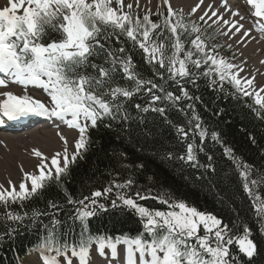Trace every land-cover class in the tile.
<instances>
[{"label": "snow or ice", "instance_id": "1", "mask_svg": "<svg viewBox=\"0 0 264 264\" xmlns=\"http://www.w3.org/2000/svg\"><path fill=\"white\" fill-rule=\"evenodd\" d=\"M164 3L169 6L163 26L154 23L149 14H145L142 20L138 16L134 18L131 4L127 5L129 12H124L123 0H115V8L112 7L113 0H8V5L0 8V76L4 77L0 78V86L6 87L7 80L25 87L37 86L48 93L51 105L49 107L27 93L16 95L3 92L0 93L4 97L0 100V116L7 120H18L30 115H50L79 131V138L75 142L76 151L69 156L67 147L64 149L63 166L60 153L51 158L49 166L48 158L39 150H34V154L41 157V163L38 175L25 174V179L31 182V188L24 182L19 185V191L11 182V190L0 186V205L7 207L9 203L23 202L35 196L45 187V182L53 178V169L59 182L60 177L67 173L69 165L75 163L80 151L86 149L89 128L97 127L98 121L103 122L106 116L116 119L122 110L121 97L131 100L136 93L146 88L152 94L151 103L148 107L136 104L135 108L142 109L143 112L151 110L164 116L165 108L152 107V104L162 100L152 90L163 92V98L174 105L182 98L198 99L192 97L183 86L185 81L195 84L198 76H218L221 83L227 79L238 90L243 91L245 96L253 95L243 89L238 73L232 72L237 66L222 57L217 58L213 54L214 48L208 50L200 35L187 41L191 47H186L182 32L190 35L199 33L200 30L193 24L189 33L182 18L173 22L171 17L176 13L169 0H164ZM248 4L255 6L254 16L259 18L257 30L264 32V23H260V20H264V0H248ZM195 11L194 8L193 12ZM212 15L216 16L217 13L212 12ZM232 15L238 16L239 12H233ZM231 27L239 32L243 25L237 27L236 23H232ZM157 29L160 31H156ZM51 33H58L59 38H51ZM119 34H126L143 50L147 63L156 69L155 74L161 80H165L167 73V80L178 85L182 95L166 91L151 79L145 80L135 71L131 56L123 55L126 52L123 47L115 51L106 47L107 41L113 35L118 38ZM244 35L247 36L248 32L245 31ZM46 37L51 42L46 43ZM102 55L103 63L98 64L91 60L92 57L100 58ZM89 68L93 71L89 72ZM202 68L203 71H200ZM119 72L133 82L132 87L125 88L116 81ZM211 83L215 85L216 79L213 78ZM243 83L251 87L253 80L247 79ZM261 92H264V88L255 92V103L264 108V96H261ZM127 118L125 113L123 119ZM194 127L200 129L201 138L206 136L199 123ZM178 131L187 137L184 128H179ZM61 139L67 145L63 136ZM212 139L219 141V136L213 133ZM224 151L238 170L244 191L254 198L257 216L264 217V200L253 192V187L264 181V177L260 181L250 179L249 165L235 157L230 147H225ZM186 159L190 162L196 160L192 144L187 145ZM132 184L131 179L125 183H113L102 191H91L81 199L65 194L66 203L73 205L66 219L80 223L78 243H70L68 240L75 231L72 224H68L65 231L59 230L62 221L56 217L63 210L62 205L49 201L48 209L51 211L34 210L31 220L33 223H40L46 235H41L36 246L42 256L38 255L31 264H59L62 256L65 257L64 264H73V259L77 260V264H89L93 242L98 245L100 256H105L106 247L110 249L113 264H238L236 255L230 249L232 245L238 247L239 253L246 256L250 264H254L252 258L257 255V243L250 238L251 231L246 226L242 234L235 235L233 229L223 224L215 215L198 211L184 202L170 203L167 199H161L160 202L168 205L171 210L150 211L141 206L137 199L117 192L116 199L111 201V208L124 206L134 210L143 222V231L135 237L125 234L117 236L115 240L111 237L105 239L103 236L85 237L89 232L88 220L109 210L99 198H106L114 188L123 189ZM136 197L148 198L140 195L139 191ZM4 215L6 220L12 222L24 219L10 211ZM41 216L52 218L49 223H44L39 220ZM201 226L205 233L202 236L199 235ZM15 231L6 228L4 235L11 238ZM261 231L264 232V228ZM120 244L125 245L123 259L118 252Z\"/></svg>", "mask_w": 264, "mask_h": 264}, {"label": "trees", "instance_id": "2", "mask_svg": "<svg viewBox=\"0 0 264 264\" xmlns=\"http://www.w3.org/2000/svg\"><path fill=\"white\" fill-rule=\"evenodd\" d=\"M131 13L134 18L138 16L141 20L145 15L136 14L133 9ZM165 17L167 14L164 11L150 15L151 20L161 26ZM181 18L189 33L193 24L199 28L204 39L209 41L206 43L207 49L212 50L218 36L206 27L202 28L201 23L189 21L186 16ZM171 20L175 22L177 17L173 16ZM165 34L170 35L167 32ZM195 35L197 33L189 35L182 32L186 47H191L187 41ZM51 38L58 39L59 34L51 33ZM45 42H51V39L46 37ZM106 47H111L113 51L123 47L126 50L123 55L131 56L135 71L145 80L151 79L166 91L182 95L179 86L167 80V73L165 80L155 74L156 69L147 63L143 50L126 34H119L118 38L113 35ZM216 52L214 48L213 54L216 55ZM91 60L103 63V55L100 58L92 57ZM88 71L93 70L89 68ZM213 78L217 81L215 85L211 83ZM116 81L125 88L133 86V82L126 79L122 72L116 75ZM183 86L192 97L198 99L182 98L174 105L163 98V92L152 90L162 97L152 107L165 108L164 116L151 110L143 112L135 108L136 104L148 107L151 103L152 94L146 88L136 93L131 100L121 97L122 110L116 119L106 116L103 122L98 121L97 127L89 128L86 149L80 151L75 163L69 165L67 173L60 177L59 182L52 178L30 199L9 203L7 207L0 205V264H18L17 258H23L29 248L37 246L41 235H46L42 225L31 220L34 210L51 211L48 209L49 201L62 205L63 210L56 217L62 221L59 230L65 231L67 225L72 224L75 231L68 240L78 243L80 223L66 219L73 205L66 203L65 194L81 199L91 191H102L110 184L125 183L128 179L133 181L130 187L114 188L106 198H99L109 210L88 220L89 232L85 237L93 235L113 239L125 234L135 237L143 231V222L134 210L124 206L111 208V201L116 199L117 192L137 199L141 206L150 211L171 210L160 202L161 199H167L170 203L184 202L198 211L215 215L232 228L235 235L242 234L246 226L251 231L250 238L257 243L258 252L252 261L254 264H264V232L261 231L264 217L257 216L254 198L244 191L239 172L224 151L225 147H230L235 157L249 165L250 179L260 181L264 177V108L255 105L249 96L236 93L233 84L227 79L221 83L218 76H198L195 84L185 81ZM189 105L192 107L189 108ZM125 113L127 119H123ZM197 123L206 132L204 138L200 137V129L194 127ZM179 128L185 129L187 137L178 131ZM213 133L219 136V141L212 139ZM188 144L193 145L195 161L186 159ZM138 191L148 198L138 199ZM253 192L264 200V181L254 186ZM9 211L24 219L19 222L6 220L4 214ZM51 218L41 216L39 220L49 223ZM6 228L16 230L11 238L4 235ZM204 234L201 226L199 235ZM230 249L236 255L238 264H250L248 258L239 253L237 246L232 245Z\"/></svg>", "mask_w": 264, "mask_h": 264}, {"label": "bare ground", "instance_id": "3", "mask_svg": "<svg viewBox=\"0 0 264 264\" xmlns=\"http://www.w3.org/2000/svg\"><path fill=\"white\" fill-rule=\"evenodd\" d=\"M5 1L7 4L8 0ZM203 2L209 7L211 5H220L223 1L218 2L217 0H203ZM209 2H212V4L208 5ZM2 3L3 0H0V4ZM227 3L224 0V4L227 6V11L228 13L230 12L229 15H232L233 12H239V14L242 15H232V19L230 21L231 24L236 23L237 27L239 25H243V28H241L239 33L235 31V34L239 35L238 40L244 41L242 43L239 42V44L245 47V52L249 55L255 52L253 60L251 58L253 68L251 69L252 72L250 77H245L246 79H243V73H245V70L242 67H240L242 68V71L238 68L236 73L238 72V78L241 79V86L244 90L249 91V86L243 82L247 79H252L254 90H258L259 92L260 89L264 88V37L260 34V31L257 30V21L259 18L247 12V8L250 9V11H255V6L248 5L246 8L244 4L234 2L233 0H228ZM241 17H243V19H241ZM239 20L240 23L238 25ZM260 23H264V20H260ZM245 31L248 32L247 36L244 35ZM254 73L257 75L259 74L258 77L255 78L253 76ZM261 96H264V92H261ZM254 98L256 99V97ZM12 121L16 124L15 120ZM52 122L55 123V120H52ZM59 126H62L63 130H66L64 125ZM26 127L27 128H22L21 130H8L0 127V183L11 180L16 182L17 179L24 177L26 173L29 174L32 170L34 171L37 169L41 163V157H37L34 154V150L38 149L43 156L47 157L49 160V158L51 159L55 156V154L60 153L62 148L65 146L64 140H57V135L55 134L57 130L54 131L53 128L50 129L47 125L42 127L30 125ZM63 136L65 139H69V136ZM69 142L70 140L67 141V143ZM16 185L17 184H15V186ZM119 253L123 259L124 254L120 251ZM108 257L109 259L105 263L100 260V264H113V258L111 256Z\"/></svg>", "mask_w": 264, "mask_h": 264}, {"label": "rangeland", "instance_id": "4", "mask_svg": "<svg viewBox=\"0 0 264 264\" xmlns=\"http://www.w3.org/2000/svg\"><path fill=\"white\" fill-rule=\"evenodd\" d=\"M217 1L218 2L223 1V2H221L220 5H215V6L211 5L209 7L204 2L201 3V0H169V4L171 5V8L173 9L174 12H177V13H179L181 15H185V16L189 15V17L196 22H204L206 24H210L212 27H215L217 30L216 32L220 33V35H221V39L219 40V45H221V47L224 48L227 51V53L231 56V59H232L230 61L231 64H233V62L234 63L236 62L237 69L240 67L244 68L245 73H243V75H244L243 79H246V78L250 77V74L252 72L251 69L253 68V64H252L251 58L253 60V55L255 54V52H253L251 55H249L248 53L245 52V47H243L239 44V42L242 43L244 41L238 40L239 35L235 34V30L231 28L232 24L230 23V21L232 19V15H229L230 12L228 13L227 6L224 4V0H217ZM225 1H226V3L228 2V0H225ZM114 2L115 1H113V3ZM123 2H124V9L127 8L128 4H131L132 7H135L136 11L146 12V13H153L154 11L162 10V9H165L168 12V6H169L168 4L164 3V0H123ZM210 4H212V2H209L208 5H210ZM227 4H229V3H227ZM5 5H6V1L3 0V3L0 4V8L4 7ZM197 5H199V7H197ZM112 7H114V6H112ZM194 8L196 9L195 12H193ZM212 12H216L217 15L213 16ZM239 16H242V15L239 14ZM201 17H203V19H201ZM224 21H228V23L226 24ZM239 23H240V20L238 21V25H239ZM223 31L225 33V37L223 35ZM237 33H239V32H237ZM242 68H240V70ZM258 75L256 73L253 74V76L255 78L258 77ZM238 91L240 94L244 95L242 93V91L241 92H240V90H238ZM249 91H251L254 94H255V92H258V90H254L253 85L251 87H249ZM254 94H253V96H254ZM43 99L46 101L45 95H43ZM253 99L256 100L255 98H253ZM24 128H27V127H24ZM57 129L63 130L62 126H58L56 128H53L54 131ZM55 134L57 135L58 141H63L61 139V136H63L62 134L61 135L57 134V131ZM74 146H75V143L73 144V146L70 143L69 146L67 145L66 147H67V150L71 151L74 148ZM75 150L76 149H74V151ZM62 157H61V165L63 164ZM48 164H49V166H51V161ZM37 170H38V168H37ZM32 171L29 174H34L35 171H33V173H32ZM37 172H39V171H36V174H37ZM12 181L13 180L8 181V182H1L0 186H2L3 189L8 188V190H11V187L9 184V182H11V184H13V185L17 184L16 189L18 191L19 185L21 184V182L27 183V185H29V181L25 180V176L17 179L16 182H14V181L12 182ZM17 182H19V183H17ZM96 253H98L97 249H93L92 254H96ZM37 256L38 255L35 254L34 252H29L23 258L21 263L22 264H31V261L35 260ZM105 256H107V255H105ZM105 256L103 258H100L97 256L92 257L90 259L91 261L89 260L90 264H100V262H101L100 260H102V262L105 263L109 259L108 256L107 257H105ZM60 260L64 264V259H60ZM62 262H61V264H62ZM73 264H77L76 259H73Z\"/></svg>", "mask_w": 264, "mask_h": 264}]
</instances>
